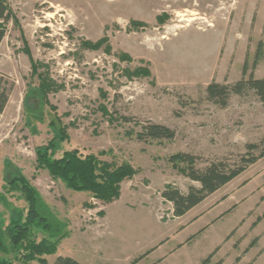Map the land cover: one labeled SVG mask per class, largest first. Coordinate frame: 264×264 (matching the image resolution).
<instances>
[{
    "label": "rangeland",
    "instance_id": "374dc122",
    "mask_svg": "<svg viewBox=\"0 0 264 264\" xmlns=\"http://www.w3.org/2000/svg\"><path fill=\"white\" fill-rule=\"evenodd\" d=\"M6 1L0 229L26 222L25 196L8 185L23 177L66 237L54 241L55 254L34 261L7 238L0 257L156 264L168 254L162 264H202L214 254L210 264H264V159L183 218L173 217L161 195L166 186L182 193L199 187L169 163L172 155H194L203 168L264 141V104L253 93L233 96L225 109L206 100L211 83L240 81L246 61L248 75L264 79V61L253 69L264 43V0ZM148 122L176 138L143 142L138 135ZM54 140V160L78 151L136 174L113 203L77 193L39 167L37 151ZM29 235L37 243L48 238L35 228ZM148 252L155 253L142 259Z\"/></svg>",
    "mask_w": 264,
    "mask_h": 264
},
{
    "label": "trees",
    "instance_id": "16d2710c",
    "mask_svg": "<svg viewBox=\"0 0 264 264\" xmlns=\"http://www.w3.org/2000/svg\"><path fill=\"white\" fill-rule=\"evenodd\" d=\"M10 20L11 12L7 1L0 0V46L6 35L3 23H8ZM261 61H264L263 42L258 44L253 69ZM249 69V63L246 61L240 81L232 84L211 83L206 88V100L225 109L233 96L244 97L253 93L264 104V79H257L253 72L248 75ZM145 75H149V72H145ZM8 101V91L0 83V119ZM121 119L124 122L130 121L125 117ZM138 137L143 142L173 141L176 138V133L168 127L148 122L143 126ZM61 139L64 141L65 137L61 135ZM57 148L54 140L46 148L37 151L39 167L45 168L54 180L63 181L70 190L77 193H91L93 198L104 203L109 204L117 201L121 195L122 182L133 178L136 174L129 165L117 166L100 161L92 155L83 156L78 151L66 152L62 158L54 160L52 156ZM262 159H264V141L248 145L246 154L235 159L209 161L203 168L198 166L199 159L196 156L177 153L169 158V163L177 169L182 167L181 173H184L199 187L192 186L187 193H182L173 186H166L161 194L162 198L172 204L174 218H183ZM8 185L11 190L21 189L29 208L26 222H14L4 232L0 229V252L7 254L4 240L8 238L12 247L17 249L24 247L27 252L25 256L27 261H34L36 256L55 254L58 242L54 241L59 237H66L63 234L65 226L56 219L43 203L38 192L23 177L15 179ZM31 228L45 231L48 238L37 243L29 235ZM150 253L148 252L146 255ZM213 255L211 254L202 264H210ZM145 256L141 258L143 259ZM41 263L45 262L42 260ZM0 264H11V262L0 257ZM54 264L81 263L70 257H58ZM133 264H137V262Z\"/></svg>",
    "mask_w": 264,
    "mask_h": 264
},
{
    "label": "crops",
    "instance_id": "0c3cea01",
    "mask_svg": "<svg viewBox=\"0 0 264 264\" xmlns=\"http://www.w3.org/2000/svg\"><path fill=\"white\" fill-rule=\"evenodd\" d=\"M188 214H189V213H188ZM161 249H162V248L159 247L156 251H159V250H161ZM156 251H155V252H156ZM155 252H154V253H155ZM154 253H153V254H154ZM151 254H152V253H151ZM151 254H150V255H151ZM153 254H152V255H153ZM148 256H149V255L145 256L144 258L147 259ZM168 258H169V255L166 254L165 256L161 257L160 260H158L156 264H162V263H163L165 260H167ZM160 261H161V262H160ZM158 262H159V263H158Z\"/></svg>",
    "mask_w": 264,
    "mask_h": 264
}]
</instances>
